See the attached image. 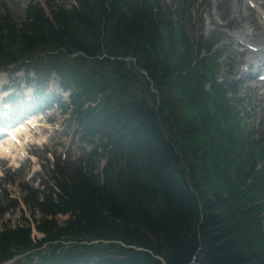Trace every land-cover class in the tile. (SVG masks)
<instances>
[{
  "label": "trees",
  "instance_id": "16d2710c",
  "mask_svg": "<svg viewBox=\"0 0 264 264\" xmlns=\"http://www.w3.org/2000/svg\"><path fill=\"white\" fill-rule=\"evenodd\" d=\"M44 1L22 22L0 13V69L57 74L92 147L71 174L56 164L51 184L23 186L43 237L3 229L0 264H264V139L215 78L218 39H191L180 3ZM17 205L0 202V219Z\"/></svg>",
  "mask_w": 264,
  "mask_h": 264
},
{
  "label": "rangeland",
  "instance_id": "374dc122",
  "mask_svg": "<svg viewBox=\"0 0 264 264\" xmlns=\"http://www.w3.org/2000/svg\"><path fill=\"white\" fill-rule=\"evenodd\" d=\"M31 1L33 0H0V13L8 12L16 22H22L26 18V10ZM40 2L45 7L46 12L50 13L51 7L46 5L43 0H40ZM54 3L69 8L75 3V0H54ZM178 3H180L181 19L184 17L185 20L182 19V21L186 23L185 27L191 39L197 40L200 36L203 37L205 42L212 38L218 39L215 47L220 49L222 53L219 58L220 65L214 73L215 78L217 81L222 80L224 84L235 83L233 84L237 91L233 94L239 96L242 100V102H233L235 108L242 110L244 121L248 122L249 126L253 127L264 139V86L262 84L257 86L259 82L255 78L256 73L253 76L247 74L243 76L242 70L246 68V65H242L241 62L245 60L246 63L248 62L251 48L248 47V44L237 42V39H235L239 37L240 30L248 23L249 18L264 20V15L261 17L260 14L256 13L246 0H205V3L204 0H159V7L162 11L168 9L174 11ZM237 3L240 8L239 13L235 9ZM51 6L55 8V5ZM219 16L225 20L223 24ZM202 26L203 31H201ZM226 28L231 31H226ZM256 31L264 34V26L258 24ZM246 70L250 71L251 69ZM256 70H258L257 67ZM31 71L32 68L25 65H21L19 68H3L0 70V85L7 84L8 88H15L16 84H12V82H17L20 87L4 93H1L0 90V96L7 92H12L14 95L25 94L28 96L26 99L28 103L44 104L42 101L47 99L46 96L36 97L35 92L40 94L47 88L48 91L56 90L60 94L63 93L60 102H65V105H68L70 101L69 93L66 89L60 91L58 87H61V85L56 74L52 73L47 79V83L39 86L35 81V75ZM26 78L30 79L29 84H24L23 81ZM55 94L54 91L53 96ZM2 106L0 105V107ZM34 107L30 104L19 106L17 103H12L9 112L13 117H17ZM71 110L61 112L59 108H49L47 112L32 114L34 116L40 115L38 116L40 125H34L32 130H36L37 133L43 131V142L39 145L27 144L23 156L16 162L0 159V202L6 203L9 199H16L18 203L17 207L6 211L0 219V231L29 224L31 226L30 238L36 240L43 236V233L34 227V221L37 222L41 216L25 204L24 198L27 191L23 186L27 184L32 188H42L41 183L45 179H48L51 184L53 182L51 176L54 174L53 169L56 164L64 166L66 171L71 174L70 170L75 168L74 163H78L79 158L86 156L91 145L82 143L78 139V135H74L76 122L70 116ZM34 137L36 136L34 135ZM262 144L264 145V142ZM105 163L106 158L101 156L94 172L98 173L100 167L104 166ZM68 218V214L57 215L55 217L56 225L58 227L64 226ZM46 245L44 243L42 247ZM32 260H38L37 254L32 256ZM25 263V259H20L19 262L9 260L2 264Z\"/></svg>",
  "mask_w": 264,
  "mask_h": 264
},
{
  "label": "bare ground",
  "instance_id": "6f19581e",
  "mask_svg": "<svg viewBox=\"0 0 264 264\" xmlns=\"http://www.w3.org/2000/svg\"><path fill=\"white\" fill-rule=\"evenodd\" d=\"M246 1L255 2V4L257 5L256 10H255L256 13L260 14L261 17L264 15V0H246ZM235 9H237V12L239 13L240 8H239L238 3L235 6ZM256 19L253 17L249 18V21L247 23L248 26L247 24L244 25V28L240 30L239 37L235 38L239 42L241 41V43L243 44H248L249 45L248 47L251 48V50L249 51L251 55L247 59L248 60L247 65L249 67L248 69H252L254 66L259 68L260 65L256 63V57L259 59L264 58V34L256 31V27L258 24H260L261 26H264V20L263 19L256 20ZM242 73H243V76H245L246 74L247 75L249 74V71L242 70ZM10 115L11 113L8 110H2L0 112V117L7 116V119H6L7 122L10 120ZM28 122H30L31 124L35 126L40 125V119L37 116H33L32 118L29 119ZM29 128L30 127L28 123H20L15 128L11 129L15 133V136L19 138L18 143H14L12 140L8 139L7 137L5 138L4 142L0 140V159L8 158L12 162L13 161L16 162L18 161V159H20V157H22L25 146L29 142H34V143H39V144L43 142L44 140L43 139L44 137L42 136L43 131L37 133L36 130H31ZM34 135L36 137H34Z\"/></svg>",
  "mask_w": 264,
  "mask_h": 264
}]
</instances>
